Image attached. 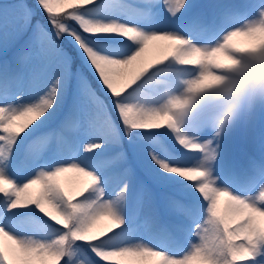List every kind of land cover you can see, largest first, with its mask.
I'll use <instances>...</instances> for the list:
<instances>
[{
	"label": "snow or ice",
	"instance_id": "1",
	"mask_svg": "<svg viewBox=\"0 0 264 264\" xmlns=\"http://www.w3.org/2000/svg\"><path fill=\"white\" fill-rule=\"evenodd\" d=\"M38 3L55 31L0 67V264H264V150L227 143L264 101L222 134L178 111L229 67L202 46L264 31V0ZM32 15L0 2L5 45Z\"/></svg>",
	"mask_w": 264,
	"mask_h": 264
},
{
	"label": "clouds",
	"instance_id": "2",
	"mask_svg": "<svg viewBox=\"0 0 264 264\" xmlns=\"http://www.w3.org/2000/svg\"><path fill=\"white\" fill-rule=\"evenodd\" d=\"M240 41L247 43L237 46ZM202 47L216 55H230L231 58L226 61L229 67L220 70L223 79L215 88L194 94L182 90L179 95L187 96L189 103L178 111L184 112L202 105L212 126L222 134L239 119L247 105L264 101V51L261 50L264 49V31L246 37L235 36L231 40L222 38L215 45ZM211 71L217 70L213 67ZM209 98L210 102L204 104ZM180 131L186 136L190 135L184 124H181Z\"/></svg>",
	"mask_w": 264,
	"mask_h": 264
},
{
	"label": "rangeland",
	"instance_id": "3",
	"mask_svg": "<svg viewBox=\"0 0 264 264\" xmlns=\"http://www.w3.org/2000/svg\"><path fill=\"white\" fill-rule=\"evenodd\" d=\"M21 35H22V32L17 35H10L8 38L7 44L5 45L4 38L2 34H0V55H2L4 52L9 50L10 46H19L20 45L19 38ZM15 39L16 41H14ZM44 42H45V38L42 34H40L37 38L33 51L31 52L30 56L26 58V64H28L33 59L35 52L40 49V47L42 46ZM256 111L257 113H259V119H260L258 130L263 132V135H264V117L261 116L259 107L256 108ZM231 131H232V128L229 130V133ZM232 135L233 133L229 136H232ZM229 136L227 139V143L229 145L230 151H232L233 139H231V137ZM263 140H264V137L261 141L263 142ZM254 147H257V145L255 144ZM262 147L264 148V143H262ZM59 180L66 188L75 190L81 185L82 182L86 181L87 178L83 177L80 173H77V172H68V173H64L59 178ZM101 223L107 224L109 223V221L107 219H103L101 220ZM192 239L193 241H195V237H193ZM156 261H158V258H152L150 261H148V264H152ZM110 264H115V262H110Z\"/></svg>",
	"mask_w": 264,
	"mask_h": 264
},
{
	"label": "trees",
	"instance_id": "4",
	"mask_svg": "<svg viewBox=\"0 0 264 264\" xmlns=\"http://www.w3.org/2000/svg\"><path fill=\"white\" fill-rule=\"evenodd\" d=\"M42 10L44 11V15H46L47 14V12L42 8ZM34 20H37V19H35L34 18ZM28 34H29V32H27V33H25V35L22 37V39L23 40H25L26 38H27V36H28ZM252 117L253 116H246V118L244 119V121H243V128H244V130L241 132V134H240V130L238 129V123H236L233 127H234V129H235V132H234V137H237V134H240L241 136H243L244 137V140L245 141H250V139H251V136H250V130H251V123H250V121L249 120H251L252 119ZM246 120H247V122H246Z\"/></svg>",
	"mask_w": 264,
	"mask_h": 264
}]
</instances>
